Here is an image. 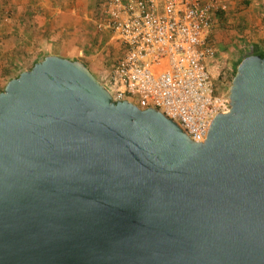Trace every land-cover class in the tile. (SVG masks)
<instances>
[{"label": "water", "instance_id": "water-1", "mask_svg": "<svg viewBox=\"0 0 264 264\" xmlns=\"http://www.w3.org/2000/svg\"><path fill=\"white\" fill-rule=\"evenodd\" d=\"M194 141L46 53L0 89V264H264V53Z\"/></svg>", "mask_w": 264, "mask_h": 264}, {"label": "built area", "instance_id": "built-area-1", "mask_svg": "<svg viewBox=\"0 0 264 264\" xmlns=\"http://www.w3.org/2000/svg\"><path fill=\"white\" fill-rule=\"evenodd\" d=\"M97 27L119 45L104 75L112 99L155 107L194 141L228 108L209 64L216 0H98Z\"/></svg>", "mask_w": 264, "mask_h": 264}, {"label": "rangeland", "instance_id": "rangeland-1", "mask_svg": "<svg viewBox=\"0 0 264 264\" xmlns=\"http://www.w3.org/2000/svg\"><path fill=\"white\" fill-rule=\"evenodd\" d=\"M216 1L221 6L220 9H223L226 23L229 26L227 29L221 26L214 15L210 37L215 52L209 69L213 74L214 86L218 87L223 95H227L231 78L230 71L234 70L238 57L257 43L264 48V43L261 42L264 38V3L263 0ZM22 6L21 0H0V67L9 65L11 74H16L20 67L27 68L26 66L33 59L38 60L42 57L41 53H37L38 51H31L27 48L32 38L28 40L27 28L21 23ZM240 19L245 23L242 31L237 30L236 27V22ZM92 30L91 33L86 30L82 37L80 36L82 42L79 48L82 53L91 54L100 59V73H97L90 65L89 68L100 81H104L105 73L119 53V45L112 38L108 45H102V40L100 42L98 40L100 36H104V40L107 39L106 35L99 33V30ZM70 32L72 35L76 33L74 30ZM16 51L18 55L15 56ZM58 54L68 58L70 55L65 51H58ZM3 78L0 75V86L4 83Z\"/></svg>", "mask_w": 264, "mask_h": 264}, {"label": "crops", "instance_id": "crops-1", "mask_svg": "<svg viewBox=\"0 0 264 264\" xmlns=\"http://www.w3.org/2000/svg\"><path fill=\"white\" fill-rule=\"evenodd\" d=\"M21 2L23 5L21 23L27 28L28 40L32 38L29 40L28 50L38 51L37 53L41 55L58 54V51L69 52V58H78L88 68L90 65L97 73L99 72L100 59L82 53L79 48L82 34L86 30L90 33L93 32L92 29L99 30L96 25L99 9L97 0H21ZM262 2L264 3V0ZM70 30L76 33L72 35ZM98 32L107 38L104 40V36L99 34L98 42L102 40V45H108L111 41L110 36H107L108 32L105 30Z\"/></svg>", "mask_w": 264, "mask_h": 264}, {"label": "trees", "instance_id": "trees-1", "mask_svg": "<svg viewBox=\"0 0 264 264\" xmlns=\"http://www.w3.org/2000/svg\"><path fill=\"white\" fill-rule=\"evenodd\" d=\"M97 1H98V0H97ZM98 3H99V2H98ZM98 6H99V4H98ZM215 18L219 21V23H220L221 26H223L224 28L227 29V27L229 26V24L226 23V19H225V17H224V11H223V9H217V10L215 11ZM244 26H245V23H244V21H243L242 19H240V21L238 20V21L236 22L237 30L242 31V30L244 29ZM261 42L264 43V38L261 39ZM250 52H254V53H257V54L264 53V48L260 47L259 43H257V45H255V46H253V47L250 46V47L244 52V54H242V55H240V56L238 57V60H239L241 57H243L244 55H246V54H248V53H250ZM16 53H17V51H16ZM16 55H18V53L15 54V56H16ZM21 60H22V58H21ZM34 61H35V60H32V62H31L28 66H26V67L29 68V67L32 65V63H33ZM22 69H23V68L20 67L19 70H18V72H19L20 70H22ZM18 72H17V73H18ZM233 72H234V70L232 69V70L230 71V76H232ZM17 73H16V74H15V73H14V74H11V73H10L9 65H6V66H2V67H0V75L4 77V78H3V79H4V83H5V81H6L7 79H9L10 77L17 75ZM4 83H3V84H4ZM3 84L0 86V89L2 88Z\"/></svg>", "mask_w": 264, "mask_h": 264}]
</instances>
